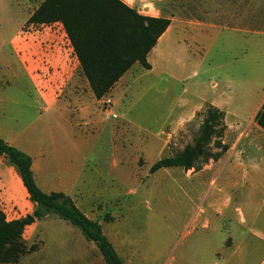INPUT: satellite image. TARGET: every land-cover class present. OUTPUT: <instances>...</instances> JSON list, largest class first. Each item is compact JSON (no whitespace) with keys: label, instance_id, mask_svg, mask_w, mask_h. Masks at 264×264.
Returning <instances> with one entry per match:
<instances>
[{"label":"rangeland","instance_id":"1","mask_svg":"<svg viewBox=\"0 0 264 264\" xmlns=\"http://www.w3.org/2000/svg\"><path fill=\"white\" fill-rule=\"evenodd\" d=\"M166 3L165 11L174 17L202 22L200 31L191 35L184 31L182 36L173 26L151 50L149 69L135 62L100 99H84L83 123L75 120L80 116L74 112L61 115L54 107H40L18 58L23 0H0V137L39 160L41 170L34 178L41 190L68 186L64 190L77 207L100 224L120 253H129L133 264H222L213 250L228 236L234 243L248 238V264H259L253 236L264 238L263 168L226 160L228 148L217 162L209 159L197 170L188 169L202 176L189 175L180 166L154 172L150 167L193 142L211 98L222 93L241 104L247 92L258 86L240 82L243 66L258 59L254 36L250 43L244 42L250 35L243 14L251 15L252 25L264 19V0H228V5L227 0ZM75 75L83 74L75 71ZM107 96L116 117L105 112L102 99ZM196 105L201 108L190 118L189 108ZM240 108L242 115L236 120L243 127L248 115ZM236 134L226 132L224 119L220 141L229 146ZM213 140L211 149L218 151ZM217 197L228 200L220 214L209 206ZM22 211L4 212L11 219ZM23 237L37 249L18 262L1 264H106L94 242L54 212L25 228Z\"/></svg>","mask_w":264,"mask_h":264},{"label":"trees","instance_id":"2","mask_svg":"<svg viewBox=\"0 0 264 264\" xmlns=\"http://www.w3.org/2000/svg\"><path fill=\"white\" fill-rule=\"evenodd\" d=\"M52 22L62 24L90 90L100 99L135 62L150 68L147 54L170 20L164 16L141 14L122 0H42L26 24ZM255 118L264 129V105ZM223 129L224 112L206 104L193 142L175 155L157 160L151 165L150 172L171 166L197 170L209 159H217L228 148L220 141ZM213 138L218 151L211 149ZM0 156L14 168L33 205L31 212L13 219H7L0 206V264L18 262L23 255L37 249L34 244H26L23 232L48 212L67 220L87 240L94 242L106 264H125L100 224L85 215L70 196L62 191L46 193L38 187L29 155L0 137ZM109 218L107 214L104 216L105 220Z\"/></svg>","mask_w":264,"mask_h":264},{"label":"crops","instance_id":"3","mask_svg":"<svg viewBox=\"0 0 264 264\" xmlns=\"http://www.w3.org/2000/svg\"><path fill=\"white\" fill-rule=\"evenodd\" d=\"M41 1L42 0H23L22 7L24 16L19 31L22 45L20 46L21 52L18 58L23 64L29 80L33 84L38 104L43 110H50L54 107L56 113L61 115L66 111L74 112L77 116H80L75 120L85 123L86 121L81 118V116L87 114V100L85 101L84 99L90 100V97H93L96 100V98L90 90L85 76L82 75L81 77H76L75 75V71L81 72L80 65L62 24L59 22L37 25L26 24L27 19L38 7ZM134 2L135 4L133 7L141 14L149 16H164L170 20L168 27L160 35L155 46L159 44L171 28H178L183 36L185 32L191 35L194 34L195 31H200L197 28H200L199 25H203L202 22L199 21L189 23L187 18L174 17L173 14L166 12V0H134ZM243 21L248 25L245 32L250 35L247 39H244V42H247V44L250 43V37L254 36L255 40H253V44H255L254 49H256L258 59L255 60L252 65L247 64L243 66L242 73L244 76L240 82L258 86L253 88V92L252 89L251 91H248L251 94L250 96L247 92L248 98L241 101V104L232 99L230 100L229 98H231V96H225L222 93L211 98L208 103L224 112L226 132L237 133L235 140L228 146V158L226 160H229L238 166L253 165L264 169V129L254 121L256 113L264 105V19L259 18L258 23L255 22L252 25L251 15H246L244 13ZM188 25H192L195 28L189 27ZM207 26L212 27L213 24L209 23ZM200 33L202 35V32ZM155 46L151 50H155ZM151 50L147 54L148 62L150 60ZM245 51L251 50L245 49ZM79 83H82V91L78 90ZM240 106L242 109L244 108L243 115H248L243 127H241L240 122L236 120L237 117L242 115L240 112ZM200 108L201 105L189 108L190 112L192 110L190 118L194 115L195 111ZM186 111L187 109H185V113ZM229 117H234L235 120L233 119L232 121ZM73 122L76 123L75 121ZM71 125L74 124L71 123ZM31 159L32 171L35 177V171H40L41 168L39 160L34 158ZM215 161L217 162L218 160H214V162ZM189 170L187 173L189 175L202 176L200 171ZM215 182L216 181L212 179L211 185L214 186ZM67 187L63 189L58 187L51 188L49 192L62 191L68 195L70 193H67L66 190H64ZM218 193L220 196L224 194L223 187L219 188ZM224 198L219 199L217 197L216 199H211L209 206L214 214H220V212H223L225 209L228 200ZM25 202L29 203L26 207ZM0 204L5 208H3V211L13 209L18 212V210H25V212L22 211L20 215L12 217L11 219L24 216L26 213L31 212L33 207L32 203L28 200L27 192L23 187L19 176L14 168L6 163L3 156H0ZM88 217L91 218L90 216ZM36 221L27 227L35 224ZM206 223L207 222L204 221L203 225H206ZM243 223L244 218L240 215L239 224ZM221 227H227L225 222ZM248 231H250V228H248ZM247 239L248 238L240 237L238 241L234 243L231 237L228 236L222 241V244L219 247H216V249L213 250V253L223 262L222 264H248L249 259L245 256L247 255L245 251ZM110 242L125 264H133V260L129 253H120L112 240ZM253 242L255 243L254 245H257V248L255 247L254 249L259 250L258 256H260L261 262L264 259V252L261 251L264 238L254 235ZM233 256H236V259L231 260ZM127 257L131 259L130 263L127 262ZM215 264L219 263L215 262Z\"/></svg>","mask_w":264,"mask_h":264},{"label":"built area","instance_id":"4","mask_svg":"<svg viewBox=\"0 0 264 264\" xmlns=\"http://www.w3.org/2000/svg\"><path fill=\"white\" fill-rule=\"evenodd\" d=\"M113 104V101L109 96L102 99V105L105 108V112L110 114L112 117H116V114L110 111V106Z\"/></svg>","mask_w":264,"mask_h":264}]
</instances>
